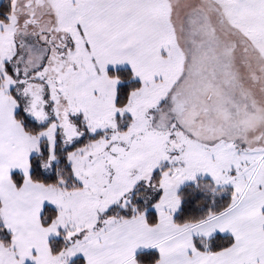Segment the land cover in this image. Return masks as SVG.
<instances>
[{"label":"snow or ice","instance_id":"obj_1","mask_svg":"<svg viewBox=\"0 0 264 264\" xmlns=\"http://www.w3.org/2000/svg\"><path fill=\"white\" fill-rule=\"evenodd\" d=\"M0 264H264V0L0 6Z\"/></svg>","mask_w":264,"mask_h":264},{"label":"trees","instance_id":"obj_2","mask_svg":"<svg viewBox=\"0 0 264 264\" xmlns=\"http://www.w3.org/2000/svg\"><path fill=\"white\" fill-rule=\"evenodd\" d=\"M8 3V0H3L0 4V6L6 5Z\"/></svg>","mask_w":264,"mask_h":264},{"label":"crops","instance_id":"obj_3","mask_svg":"<svg viewBox=\"0 0 264 264\" xmlns=\"http://www.w3.org/2000/svg\"><path fill=\"white\" fill-rule=\"evenodd\" d=\"M1 2H2V0H1ZM1 2H0V4H1Z\"/></svg>","mask_w":264,"mask_h":264},{"label":"rangeland","instance_id":"obj_4","mask_svg":"<svg viewBox=\"0 0 264 264\" xmlns=\"http://www.w3.org/2000/svg\"><path fill=\"white\" fill-rule=\"evenodd\" d=\"M3 1V0H2ZM0 2H1V0H0Z\"/></svg>","mask_w":264,"mask_h":264}]
</instances>
